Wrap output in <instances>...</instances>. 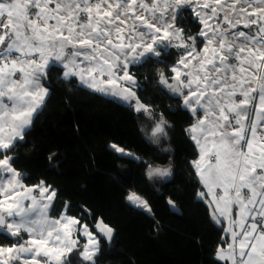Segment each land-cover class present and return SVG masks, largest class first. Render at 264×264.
<instances>
[{
  "label": "snow or ice",
  "instance_id": "obj_1",
  "mask_svg": "<svg viewBox=\"0 0 264 264\" xmlns=\"http://www.w3.org/2000/svg\"><path fill=\"white\" fill-rule=\"evenodd\" d=\"M188 12L196 34L179 24ZM173 48L169 67L162 57ZM152 61L168 69L158 83L193 118L185 131L197 154V195L224 233L214 259L264 264V0H0V236L9 240L0 243V264H71L73 254L97 264L114 230L99 219L93 231L67 202L53 216L57 191L44 180L27 185L12 153L50 95L53 67L63 81L155 121L145 136L159 144L167 121L141 100L131 70ZM146 175L163 181L172 169L147 164ZM126 200L151 212L135 191Z\"/></svg>",
  "mask_w": 264,
  "mask_h": 264
},
{
  "label": "trees",
  "instance_id": "obj_2",
  "mask_svg": "<svg viewBox=\"0 0 264 264\" xmlns=\"http://www.w3.org/2000/svg\"><path fill=\"white\" fill-rule=\"evenodd\" d=\"M179 24L191 34L200 27L190 12ZM170 51L171 55L162 57L169 67L178 58L176 49ZM131 70L140 85L141 100L152 106L156 120L163 115L167 121L168 135L159 144L145 136L155 121L135 113L142 139L134 138L124 131L130 108L76 82L63 81L61 68L53 67L46 81L50 95L25 141L12 153L13 166L27 185L44 180L57 191L53 216L67 202L69 214L80 217L93 231L99 219L114 230L111 244L102 242L97 264H218L214 254L223 245L224 233L197 195L201 186L191 163L197 154L185 131L193 118L158 83V71H168L163 64L152 61ZM113 143L141 159L120 158L110 148ZM147 164L170 166L172 176L151 186ZM130 191L146 200L151 212L130 205L126 201ZM169 199L175 202V210ZM8 242L0 236V243ZM70 259L71 264H82L78 254Z\"/></svg>",
  "mask_w": 264,
  "mask_h": 264
},
{
  "label": "rangeland",
  "instance_id": "obj_3",
  "mask_svg": "<svg viewBox=\"0 0 264 264\" xmlns=\"http://www.w3.org/2000/svg\"><path fill=\"white\" fill-rule=\"evenodd\" d=\"M130 113H131V116H130V119L128 120V124H127V126H126V128L124 129V131L126 132V133H128V134H130L131 136H133L134 138H136V139H139V140H141L142 139V136H141V133L139 132V130H138V128H137V126H136V123H135V121H134V114L136 113V112H134L132 109H130ZM160 181V182H162V180H160V179H152L151 180V186H154V182L155 181ZM127 201V200H126ZM128 202V201H127ZM129 203V202H128ZM130 204V203H129ZM131 205V204H130ZM133 206V205H132ZM135 207V206H134ZM137 208V207H136ZM140 210H143L144 212H149V211H147V210H145V209H143V208H139Z\"/></svg>",
  "mask_w": 264,
  "mask_h": 264
},
{
  "label": "crops",
  "instance_id": "obj_4",
  "mask_svg": "<svg viewBox=\"0 0 264 264\" xmlns=\"http://www.w3.org/2000/svg\"><path fill=\"white\" fill-rule=\"evenodd\" d=\"M46 83V82H45ZM98 94H100V93H98ZM100 95H102V94H100ZM104 96V95H103ZM105 97H107V98H111V97H108V96H105ZM111 99H113V98H111ZM115 100V99H114ZM119 102H121V101H119ZM122 103H124V102H122ZM126 124H128V123H126ZM32 126V125H31ZM197 158V157H196ZM192 168H193V166H192ZM193 170H194V168H193ZM194 172H195V170H194ZM152 180V179H151ZM157 181V180H156ZM164 181V180H163ZM200 186H201V189H202V185L200 184ZM209 208V207H208ZM209 211H210V214H211V209L209 208ZM224 226H227L226 224L224 225ZM97 235H99V234H97ZM79 239H80V241H81V244H83L84 242H86L85 241V238L83 237V236H81V237H79Z\"/></svg>",
  "mask_w": 264,
  "mask_h": 264
}]
</instances>
